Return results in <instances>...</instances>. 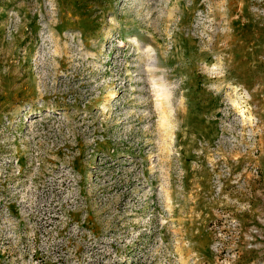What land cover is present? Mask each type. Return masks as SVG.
<instances>
[{"label":"rangeland","instance_id":"obj_1","mask_svg":"<svg viewBox=\"0 0 264 264\" xmlns=\"http://www.w3.org/2000/svg\"><path fill=\"white\" fill-rule=\"evenodd\" d=\"M0 264H264V0H0Z\"/></svg>","mask_w":264,"mask_h":264}]
</instances>
